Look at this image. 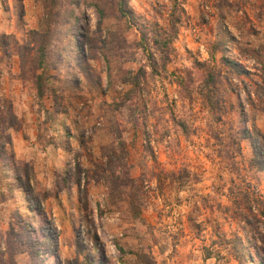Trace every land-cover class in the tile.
Segmentation results:
<instances>
[{
  "label": "rangeland",
  "instance_id": "obj_1",
  "mask_svg": "<svg viewBox=\"0 0 264 264\" xmlns=\"http://www.w3.org/2000/svg\"><path fill=\"white\" fill-rule=\"evenodd\" d=\"M0 264H264V0H0Z\"/></svg>",
  "mask_w": 264,
  "mask_h": 264
},
{
  "label": "trees",
  "instance_id": "obj_2",
  "mask_svg": "<svg viewBox=\"0 0 264 264\" xmlns=\"http://www.w3.org/2000/svg\"><path fill=\"white\" fill-rule=\"evenodd\" d=\"M44 55V53H42V56ZM32 208H34L33 210H35V209H37V207L35 208L34 206H32ZM43 223V222H42ZM40 225V224H39ZM39 225H37V226H35L34 224H32L30 221H29V225H28V231H29V234H30V236L32 237V239H34V241H37V245H38V242H42L43 244H45L46 245V242H45V240H47V244L50 242L49 241V238H48V235L50 234L49 233V227L46 225V224H44L43 225V227L41 228ZM42 229V231H43V229L45 230L44 232H45V239H40V234L42 233L40 230ZM48 246V245H47ZM41 247H37V251H39L40 252V257H42L41 256V250H44V248H41Z\"/></svg>",
  "mask_w": 264,
  "mask_h": 264
},
{
  "label": "crops",
  "instance_id": "obj_3",
  "mask_svg": "<svg viewBox=\"0 0 264 264\" xmlns=\"http://www.w3.org/2000/svg\"><path fill=\"white\" fill-rule=\"evenodd\" d=\"M32 219H33V217H32Z\"/></svg>",
  "mask_w": 264,
  "mask_h": 264
}]
</instances>
